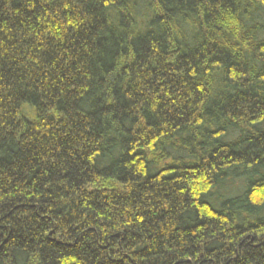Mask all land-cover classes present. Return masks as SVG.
Returning a JSON list of instances; mask_svg holds the SVG:
<instances>
[{
    "label": "trees",
    "instance_id": "16d2710c",
    "mask_svg": "<svg viewBox=\"0 0 264 264\" xmlns=\"http://www.w3.org/2000/svg\"><path fill=\"white\" fill-rule=\"evenodd\" d=\"M0 264H264V0H0Z\"/></svg>",
    "mask_w": 264,
    "mask_h": 264
}]
</instances>
